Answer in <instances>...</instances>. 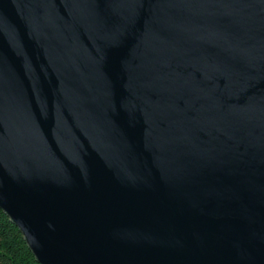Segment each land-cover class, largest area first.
I'll return each mask as SVG.
<instances>
[{
  "label": "water",
  "instance_id": "95a60500",
  "mask_svg": "<svg viewBox=\"0 0 264 264\" xmlns=\"http://www.w3.org/2000/svg\"><path fill=\"white\" fill-rule=\"evenodd\" d=\"M0 209L38 264H264V0H0Z\"/></svg>",
  "mask_w": 264,
  "mask_h": 264
},
{
  "label": "trees",
  "instance_id": "16d2710c",
  "mask_svg": "<svg viewBox=\"0 0 264 264\" xmlns=\"http://www.w3.org/2000/svg\"><path fill=\"white\" fill-rule=\"evenodd\" d=\"M0 264H38L18 227L1 209Z\"/></svg>",
  "mask_w": 264,
  "mask_h": 264
}]
</instances>
